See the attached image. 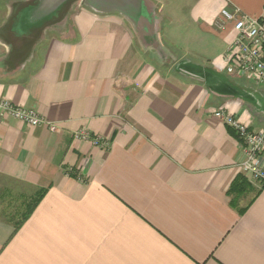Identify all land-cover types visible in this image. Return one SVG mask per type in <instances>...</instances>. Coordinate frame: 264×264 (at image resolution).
Returning <instances> with one entry per match:
<instances>
[{
    "label": "crops",
    "instance_id": "0c3cea01",
    "mask_svg": "<svg viewBox=\"0 0 264 264\" xmlns=\"http://www.w3.org/2000/svg\"><path fill=\"white\" fill-rule=\"evenodd\" d=\"M236 9L264 19V0H0V98L58 126H0V264H264V187L215 116L264 130V84L226 70Z\"/></svg>",
    "mask_w": 264,
    "mask_h": 264
},
{
    "label": "built area",
    "instance_id": "2783aa9c",
    "mask_svg": "<svg viewBox=\"0 0 264 264\" xmlns=\"http://www.w3.org/2000/svg\"><path fill=\"white\" fill-rule=\"evenodd\" d=\"M216 24L221 30L232 24L236 32L226 56L227 72L238 73L258 84H264V19L252 18L239 9L233 12L224 10ZM215 116L237 132L244 152L241 168L251 179L264 187V130L251 129L248 123L225 110H218ZM8 117L30 126L45 125L53 132L58 130L55 122L45 119L35 109L23 108L8 99L0 98V126ZM74 139L89 142L96 147H110L107 138L95 135L87 129L75 132Z\"/></svg>",
    "mask_w": 264,
    "mask_h": 264
},
{
    "label": "trees",
    "instance_id": "16d2710c",
    "mask_svg": "<svg viewBox=\"0 0 264 264\" xmlns=\"http://www.w3.org/2000/svg\"><path fill=\"white\" fill-rule=\"evenodd\" d=\"M237 186H238V183H237V182L234 183V184L232 185L231 191H234V190L237 188Z\"/></svg>",
    "mask_w": 264,
    "mask_h": 264
},
{
    "label": "bare ground",
    "instance_id": "6f19581e",
    "mask_svg": "<svg viewBox=\"0 0 264 264\" xmlns=\"http://www.w3.org/2000/svg\"><path fill=\"white\" fill-rule=\"evenodd\" d=\"M53 7V6H52ZM51 8V7H50Z\"/></svg>",
    "mask_w": 264,
    "mask_h": 264
}]
</instances>
